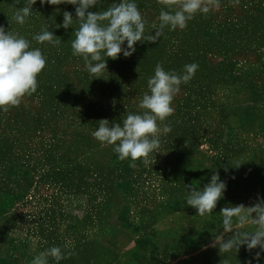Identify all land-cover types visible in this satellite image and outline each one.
<instances>
[{
    "label": "rangeland",
    "instance_id": "rangeland-1",
    "mask_svg": "<svg viewBox=\"0 0 264 264\" xmlns=\"http://www.w3.org/2000/svg\"><path fill=\"white\" fill-rule=\"evenodd\" d=\"M114 2L120 0H98L89 10L104 11ZM135 3L147 21L145 35H154L151 24L163 6ZM26 4L0 0V25L39 47L47 64L36 93L7 113L0 110V264H31L53 246L73 255L59 262L48 257V264L230 258L234 250L220 253L218 245L200 254L194 237L175 226L185 223L183 214H172L187 206L185 185L202 189L216 172L226 183L222 201L247 207L264 199V0H220L218 10L197 13L185 29L166 28L156 43L137 42L130 57L106 58L100 78L72 54L75 17L67 30L55 26L64 11L75 16V6L37 0L19 25L12 17ZM48 25L62 41L58 46L32 40ZM157 63L177 73L186 64L199 67L174 98V114L165 121L172 131L161 135L158 152L149 164L138 160L131 167L92 132L101 119L111 125L142 111L138 104ZM261 255L255 264H264Z\"/></svg>",
    "mask_w": 264,
    "mask_h": 264
},
{
    "label": "clouds",
    "instance_id": "clouds-1",
    "mask_svg": "<svg viewBox=\"0 0 264 264\" xmlns=\"http://www.w3.org/2000/svg\"><path fill=\"white\" fill-rule=\"evenodd\" d=\"M239 4V0H232ZM37 0H27V4L15 10L12 20L19 25L26 23L32 13V6ZM98 0H40V4L75 6V16L69 11L63 13V23L57 28L68 29L75 21L78 28L74 31L71 42L72 54L81 57L85 70L93 77L100 78L107 70L106 58L118 59L122 53L125 58L135 51L137 42L156 43L164 35L165 29H185L197 13L208 14L220 8V0H158L162 5L158 23L153 22L151 28L155 34L145 35L147 21L141 14L135 0H120L112 3L104 11H90ZM167 9V10H165ZM53 24L55 23L52 22ZM38 44L47 42L53 46L61 44V39L43 27L38 34L32 36ZM127 44V47L123 45ZM47 58L39 47H32L30 41L19 33L6 31L0 25V110L7 113L11 108L19 107L26 96L36 93L39 84L38 76L44 70ZM199 65L186 64L182 73L166 71L162 64L157 63L154 75L147 81V88L139 101L140 112H128L121 123L101 119L98 128L92 132L95 140L102 146H114L113 151L118 159H130L135 162L143 160L149 164V157L157 153L161 135L172 131L165 123L174 114L173 101L180 91L181 84H187L195 76ZM188 189L186 203L197 210V215H211L218 201L223 197L226 183L220 180L219 173L211 176L210 182L202 189L193 185H185ZM223 232L232 235L225 239L215 237L212 246H219L220 253L239 251L246 246L249 251L259 248L264 251V199L257 198L251 206L243 204L221 209ZM251 225L253 230L242 231ZM67 247V246H66ZM73 255L66 254L58 246H53L36 255L31 264H48V257L59 262ZM261 252H256L255 259H260ZM251 264V261L248 262Z\"/></svg>",
    "mask_w": 264,
    "mask_h": 264
},
{
    "label": "crops",
    "instance_id": "crops-1",
    "mask_svg": "<svg viewBox=\"0 0 264 264\" xmlns=\"http://www.w3.org/2000/svg\"><path fill=\"white\" fill-rule=\"evenodd\" d=\"M235 204V200L222 201V199H220L216 207H232L236 206ZM176 214H183L185 223H178L175 226H177L181 232H184L185 235H191L194 237V239L197 241V243H199V246L201 247L200 254L205 253L207 250H209L208 248L213 244L215 237L220 238L224 235L225 239L229 238V235H226L223 232L224 230L221 214L207 215L205 217H201L197 215V210L195 208L188 205L185 206L184 209H181L180 211L178 210L172 215ZM189 222H191L190 224L193 225H191L192 227L188 225ZM234 252L236 251H233V255H230V258L222 260H212L210 264H248L251 259H253V261H251V264H255V252L253 254L252 250H244L241 254H235Z\"/></svg>",
    "mask_w": 264,
    "mask_h": 264
}]
</instances>
